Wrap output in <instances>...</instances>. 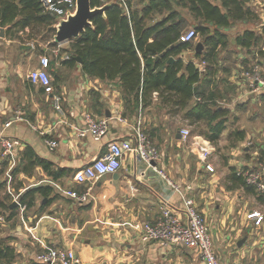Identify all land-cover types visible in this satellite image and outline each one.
<instances>
[{
    "label": "crops",
    "instance_id": "1",
    "mask_svg": "<svg viewBox=\"0 0 264 264\" xmlns=\"http://www.w3.org/2000/svg\"><path fill=\"white\" fill-rule=\"evenodd\" d=\"M258 3L260 1L255 0L253 5ZM261 18L264 20V13L258 14L253 21L236 20L234 24L249 23L252 26L244 27L234 37L229 35L234 24L224 30L234 44L229 49L233 59L219 58L216 92L226 95L219 102L230 111L226 129L216 144L220 148L221 137L226 131L228 141L234 140L235 129L244 130L246 137L224 145L225 152L216 161L220 165L219 171L214 160L211 163L215 170L209 171L195 150L187 147L188 141L180 132L186 119L182 112L161 107L155 92L154 102L149 106L140 103L134 112L136 118L130 119L134 113L126 109L119 78L102 79L89 75L82 70L81 63L73 67L66 65L61 54L68 53L64 50L68 45H63L58 56L52 54L54 62L49 68L55 86L63 96V113L58 112L51 95L28 78L29 71L40 66L41 55L51 53L49 48L38 51L29 42L25 47L22 31L12 33L7 26L1 27L0 134L18 139L19 144L7 155H3L0 145V175L3 176L0 183L5 181L0 193L9 194L12 205L17 202L14 205L19 208L13 218L0 223V229L12 232L3 237H9V243L16 249V258L21 255L23 264H29L31 260H37L38 253L63 246L76 252L79 264H205L197 248L144 240L142 230L136 225L155 221L166 206L182 214L183 201L173 186L175 184L183 189L190 186L188 193L194 197L205 218L221 264H264V220L256 225L254 220L247 218V213L252 210L264 214V196L242 186L232 187L229 181L233 170L240 173L264 163V145L252 149L254 145L246 143L249 137L256 144L254 137L257 135L259 139L261 131L255 133L253 129L257 127L253 124L232 127L245 112L247 120L262 115L264 90L250 86L249 79L241 75L242 69L257 65L264 77L262 45L249 49L235 43V37L247 29L261 32L264 26ZM228 48L229 45L226 50ZM189 59H195L201 65L195 55ZM144 107L161 112L159 116L148 114L142 122H145L144 128L141 126L161 153L153 164L166 173L172 184L153 167L128 154L115 173L105 174L92 184L74 181V172L102 156L111 141L132 139ZM86 113L108 120L109 129L105 135L100 138L90 134L79 136L78 130L85 126ZM252 131L254 133L250 134ZM50 138L58 142L56 147L48 146L46 140ZM28 147L50 162L57 175H51L40 164L31 172L24 171ZM18 182L22 186L17 192L14 185ZM39 185L51 186L52 190L47 196L37 194L35 204L22 210L19 193ZM89 185L91 191L87 201L80 202L68 192L70 189L82 192Z\"/></svg>",
    "mask_w": 264,
    "mask_h": 264
},
{
    "label": "trees",
    "instance_id": "2",
    "mask_svg": "<svg viewBox=\"0 0 264 264\" xmlns=\"http://www.w3.org/2000/svg\"><path fill=\"white\" fill-rule=\"evenodd\" d=\"M109 1L104 13L92 17L91 26L68 41L64 50L70 57L63 62L70 67L81 63L85 73L102 79L119 78L122 98L131 113L140 103L151 105L156 92L161 107L182 112L195 126L192 132L203 134L216 144L226 129L230 111L219 102L226 95L216 92L220 52L230 42L224 30L236 20H255L258 17L255 0H127L128 13L120 2ZM104 3V0H91L92 7ZM55 22V16L44 10L41 0H0V29L7 26L9 32L22 31L25 36H32L31 39L36 30L42 31L44 38L50 37L49 44L56 46L51 41L56 32ZM190 26L204 45L201 51H197L192 41L180 38ZM261 42H264V26L261 32L247 29L235 37L237 45L249 49ZM261 45L263 54L264 44ZM190 49H194L198 60L205 61L204 69L195 59L183 57V52ZM245 137L244 130L235 129L232 133L234 140ZM25 156L24 171L31 172L40 164L51 175H57L51 169L52 164L38 157L31 147ZM229 181L232 187L242 186L260 194L236 170L229 175ZM4 186L5 181L0 183V192ZM21 186L18 182L14 188L18 192ZM51 190L48 185L29 187L19 193V203H24L26 210L35 204L37 194L47 196ZM11 205L10 195L0 193V216L7 221L19 208ZM16 255L9 237L0 235V264L12 263ZM29 264L49 263L37 259Z\"/></svg>",
    "mask_w": 264,
    "mask_h": 264
},
{
    "label": "built area",
    "instance_id": "3",
    "mask_svg": "<svg viewBox=\"0 0 264 264\" xmlns=\"http://www.w3.org/2000/svg\"><path fill=\"white\" fill-rule=\"evenodd\" d=\"M44 10L55 16V29L58 26L60 19L67 18L70 14L76 11V0H41ZM105 2L109 0H104ZM120 2L126 9L129 7L127 0H114ZM196 31L193 27L187 29L182 35V41H191L196 37ZM34 47L35 42H29ZM61 43L53 46L51 53L45 52L40 57V66L29 71L28 78L44 89V92L51 95L55 109L63 113V96L57 90L53 77L49 72L51 56H58L61 53ZM48 49V46H46ZM64 59L69 58V54L64 52L61 54ZM205 61L201 62L200 68L203 69ZM250 81V86L264 90V77L260 73L259 67L256 65L251 70L244 71ZM156 94V93H155ZM140 105V109H141ZM120 119L125 121L124 118ZM185 125L181 128V136L185 141H188L195 150L196 155L202 165L209 171H214L215 168L211 163V158L216 152L215 144L206 136L200 133H193L191 125L187 119L184 120ZM141 113L138 122L132 132V139H124L121 141H111L107 151L102 155L92 159L90 162L79 167L73 174V179L79 183H95L101 176L109 173H115L122 165L123 157L128 154L137 157L153 167L160 175L166 178L172 184L169 177L162 170L157 168L155 161L160 156V150L149 139L148 135L143 130ZM9 125V123H6ZM109 129L108 120L106 118H96L90 113L85 114V126L78 130V134L84 137L88 134L95 138H100L106 134ZM49 147L54 148L58 145L55 139L46 140ZM19 144L18 139L10 138L0 134V145L3 155L9 154L16 145ZM244 175L246 181L256 187L257 191L264 196V163L260 162L256 167H249L244 171H240ZM175 190L182 197L183 206L182 214L178 213L172 207L166 206L162 209L161 214L153 222L136 224L142 230V238L144 240H158L162 245L172 243L184 244L188 247H195L198 250L200 258L205 264H221L220 258L216 252L212 235L205 221L203 214L198 208V204L194 197L188 193L187 188H181L173 185ZM91 186L89 185L85 191H77L70 189L68 192L80 202L87 201L90 196ZM22 210L26 205L20 204ZM247 218L254 220V224L260 225L264 220V214L258 210H252L247 213ZM3 216H0V223L4 222ZM37 259L43 263L49 264H79L80 258L72 248L55 246L49 250L42 251L37 254Z\"/></svg>",
    "mask_w": 264,
    "mask_h": 264
},
{
    "label": "rangeland",
    "instance_id": "4",
    "mask_svg": "<svg viewBox=\"0 0 264 264\" xmlns=\"http://www.w3.org/2000/svg\"><path fill=\"white\" fill-rule=\"evenodd\" d=\"M257 1H260V4L258 3L256 6H255V9H256V11H257V13L258 14H263L264 13V7H263V5H264V0H257ZM260 21L261 22H263L264 23V20L261 18L260 19ZM259 21V22H260ZM254 25H256V24H254ZM252 25L251 24H249V23H235L234 24V26L233 27H231L230 29H229V35L231 36V37H234V35L235 34H237L238 32H240L244 27H251ZM189 28H191V26L189 27ZM188 28V29H189ZM43 32L42 31H38V30H36L35 31V33H34V38H33V40L31 39V37L30 36H25L24 35V42H25V47H27V43L28 42H32V41H34L35 42V47H36V50H38V51H41L42 49H44L46 46H48V48H49V52H50V50H52V48H53V45H50L49 44V36H47L46 38H44L43 37ZM51 41H53V40H51ZM192 43H193V46L195 47L196 45H197V43L198 42H200L201 41V39H200V37L197 35L196 37H194L192 40ZM261 44H264V42H261L260 43V45ZM29 45V44H28ZM61 45H62V47H61V49H63V45L65 46V45H68V41H64V42H61ZM234 44H233V41L231 40L230 42H229V48L226 50V49H224L223 51H221V53H220V59L221 60H225V58L224 57H231V59H233V56L230 54V51H229V49H231V48H233L234 46H233ZM195 55V51H194V49H190V50H186V51H184V53H183V57L185 58V59H189L190 57H193ZM52 57H54V56H52ZM53 59V58H52ZM54 62V59L52 60V63ZM53 66H55V65H53ZM262 67H264V64L263 65H261ZM253 67V66H252ZM252 67H246L245 69H242L241 70V75L243 74V72L244 71H248V70H250V69H252ZM244 70V71H243ZM243 71V72H242ZM244 75V74H243ZM236 96V95H235ZM262 115H260L257 119H255V120H247V113L245 112L244 114H241V118L237 121V122H235L233 125H232V127H235V126H237V127H239L240 125H245V126H252V124L255 126V127H257V129L256 128H254L253 130L254 131H256L255 133H258L259 132V130L261 131V132H259V135H260V138L258 139L257 138V135L254 137V141L256 142V144L254 143H252V141L249 139V137H248V139H246V143L248 144V145H254L253 147H252V149H254V148H258L259 146H261V145H259V144H263L264 145V107L262 106ZM149 111H150V113H149ZM148 114H150V116H159V114H161V112L158 110V109H154V108H146L145 109V107H144V109L142 110V118H141V120H142V122L146 119V117L148 116ZM136 116H137V114H132L131 116H130V119H135L136 118ZM261 117V118H260ZM251 122V123H250ZM142 126H143V128H144V126H145V122H144V124H141ZM147 125V124H146ZM195 126H193L192 124H191V129L192 128H194ZM254 131H252L250 134H252V133H254ZM230 143V144H232L233 143V139H230L229 141L227 140V131L225 132V134L221 137V142L219 143V145H220V148L219 147H217V144H215V146H216V152H215V154L212 156V158H211V161L213 162V160H214V164H215V166H216V169L219 171L220 170V165L219 164H217V159L219 158V155L221 154V153H224L225 151H224V149H225V147H224V145L226 144V143ZM188 144H187V147L189 148V149H192V147H191V145H190V143L189 142H187ZM242 147V146H241ZM240 147V149L241 150H243L242 148ZM244 153V152H243ZM249 155V154H248ZM219 160V159H218ZM3 178V176L2 175H0V181H1V179ZM17 182V181H16ZM28 182V181H27ZM10 230H8V229H6V228H3V229H0V235L1 236H4V235H6L8 232H9ZM10 233H12L11 231H10ZM13 264H23V257L21 256V255H19L17 258H16V261L13 263Z\"/></svg>",
    "mask_w": 264,
    "mask_h": 264
},
{
    "label": "water",
    "instance_id": "5",
    "mask_svg": "<svg viewBox=\"0 0 264 264\" xmlns=\"http://www.w3.org/2000/svg\"><path fill=\"white\" fill-rule=\"evenodd\" d=\"M76 1V11L73 14H70L67 18L59 20L53 38V41H55L57 44L78 37L86 29V27L92 25V17L97 13H104L108 3L111 2L107 1L101 6L92 7L91 0ZM203 48V43L198 42L196 45L197 51H201ZM173 60L174 58L171 57L170 61ZM107 116H110L108 111ZM14 204H17V202H14L13 205Z\"/></svg>",
    "mask_w": 264,
    "mask_h": 264
}]
</instances>
